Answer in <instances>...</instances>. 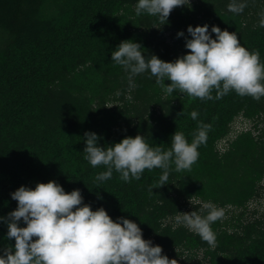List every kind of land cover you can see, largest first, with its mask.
Masks as SVG:
<instances>
[{"label": "trees", "instance_id": "1", "mask_svg": "<svg viewBox=\"0 0 264 264\" xmlns=\"http://www.w3.org/2000/svg\"><path fill=\"white\" fill-rule=\"evenodd\" d=\"M228 3L190 0L161 21L136 15L135 0H0V216L16 207L9 195L15 188L53 179L65 191L79 188L82 203L93 209L103 206L113 219L135 221L142 237L177 264H264V213L258 208L264 197V96L168 94L147 71L133 76L130 87L125 70L110 60L123 39L138 41L143 55L173 60L190 51L177 30L188 36L187 25L207 23L235 31L264 63L258 22L264 0H245L238 13ZM238 119L251 128L232 133ZM198 121L211 127L197 160L180 171L170 165L166 184L157 185L158 167L128 181L113 170L95 182L105 166L84 159L85 130L95 131L102 145L139 133L166 149L175 130L190 142ZM204 201L224 210L211 222L214 247L170 219L177 211L204 215ZM6 232L0 221V254L14 244Z\"/></svg>", "mask_w": 264, "mask_h": 264}, {"label": "clouds", "instance_id": "2", "mask_svg": "<svg viewBox=\"0 0 264 264\" xmlns=\"http://www.w3.org/2000/svg\"><path fill=\"white\" fill-rule=\"evenodd\" d=\"M189 3L190 0H135L134 13L166 21L171 9ZM244 6L245 0H229L227 4L234 13L243 11ZM258 22L264 27V11ZM186 31L188 36L183 30H177L176 36L184 37V48L190 51L173 60L143 55L141 44L132 39L121 40L111 50L110 60L125 70L130 87L133 76L147 71L168 94L179 89L200 99H219L232 90L256 100L264 96V63L258 50L247 49L235 31L215 24L210 29L207 23L189 24ZM166 79L170 81L167 84ZM189 115L195 120L198 112L193 109ZM198 123L190 142L182 131L175 130L166 149L159 144L149 145L139 133L102 145L95 131L85 130L84 159L93 167L105 166L96 173L95 182L110 178L113 170L128 181L139 179L146 168L158 167L162 170L157 181L160 186L168 181L170 165L180 171L189 169L197 160L198 146L206 142L211 127ZM241 131L245 130L232 133ZM9 195L16 207L0 216V221L6 222V236L14 238V244L2 249L0 264H177L176 259L162 253L161 245L142 237V229L135 221L125 216L113 219L103 206L93 209L89 203H82L79 188L65 191L60 183L49 179L37 181L34 187L21 184ZM204 210V215L197 210L177 211L170 219L173 227L183 225L214 247L216 237L211 222L221 218L224 210L211 201L202 202L200 211Z\"/></svg>", "mask_w": 264, "mask_h": 264}, {"label": "rangeland", "instance_id": "3", "mask_svg": "<svg viewBox=\"0 0 264 264\" xmlns=\"http://www.w3.org/2000/svg\"><path fill=\"white\" fill-rule=\"evenodd\" d=\"M233 128L235 131L246 130L250 128V125L248 123L244 124L241 119H238L236 123L234 124ZM259 202H260V205L258 208L261 213H264V197H262ZM231 216H232V212H230L229 215H227V218L230 219Z\"/></svg>", "mask_w": 264, "mask_h": 264}]
</instances>
